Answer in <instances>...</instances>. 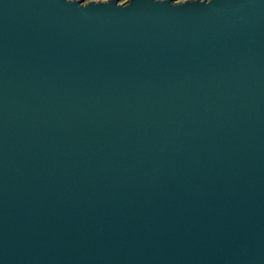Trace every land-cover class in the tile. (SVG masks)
Here are the masks:
<instances>
[{
  "label": "water",
  "instance_id": "95a60500",
  "mask_svg": "<svg viewBox=\"0 0 264 264\" xmlns=\"http://www.w3.org/2000/svg\"><path fill=\"white\" fill-rule=\"evenodd\" d=\"M211 2L0 0V264H264V0Z\"/></svg>",
  "mask_w": 264,
  "mask_h": 264
},
{
  "label": "snow or ice",
  "instance_id": "6c2138e0",
  "mask_svg": "<svg viewBox=\"0 0 264 264\" xmlns=\"http://www.w3.org/2000/svg\"><path fill=\"white\" fill-rule=\"evenodd\" d=\"M120 3L123 4V0H120ZM65 5H66V4H65ZM212 5H214V3H212L211 0H210L209 5H208V6H204L203 8L207 9L209 6H212ZM89 6L91 7V5H89ZM130 6H131V5L129 4V7H130ZM157 6H161V5H157ZM163 6H167V7H169V10H181V9L187 7V5H185L184 3H183V4H178V5H176V6H171L170 3H169V0H167V3H166L165 5H163ZM97 7H98V8H99V7H104V5H97Z\"/></svg>",
  "mask_w": 264,
  "mask_h": 264
},
{
  "label": "clouds",
  "instance_id": "9594fccd",
  "mask_svg": "<svg viewBox=\"0 0 264 264\" xmlns=\"http://www.w3.org/2000/svg\"><path fill=\"white\" fill-rule=\"evenodd\" d=\"M94 3L96 4H103V3H106L107 0H93ZM129 2V0H123V3L124 4H127ZM205 3H209L210 0H204ZM169 3L171 6H176L178 4H183L184 3V0H169Z\"/></svg>",
  "mask_w": 264,
  "mask_h": 264
},
{
  "label": "rangeland",
  "instance_id": "374dc122",
  "mask_svg": "<svg viewBox=\"0 0 264 264\" xmlns=\"http://www.w3.org/2000/svg\"><path fill=\"white\" fill-rule=\"evenodd\" d=\"M85 1V3H87L88 1H93V0H84ZM185 1V0H184ZM121 4V3H120Z\"/></svg>",
  "mask_w": 264,
  "mask_h": 264
}]
</instances>
